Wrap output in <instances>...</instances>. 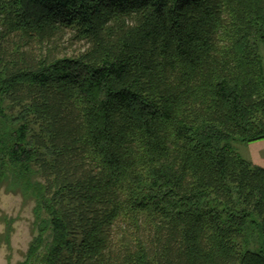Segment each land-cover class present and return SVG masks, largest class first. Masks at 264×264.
Segmentation results:
<instances>
[{"label":"trees","instance_id":"1","mask_svg":"<svg viewBox=\"0 0 264 264\" xmlns=\"http://www.w3.org/2000/svg\"><path fill=\"white\" fill-rule=\"evenodd\" d=\"M263 51L264 0H0L23 264H264V167L230 144L264 139Z\"/></svg>","mask_w":264,"mask_h":264},{"label":"rangeland","instance_id":"2","mask_svg":"<svg viewBox=\"0 0 264 264\" xmlns=\"http://www.w3.org/2000/svg\"><path fill=\"white\" fill-rule=\"evenodd\" d=\"M68 44L70 43L67 42ZM78 47L79 44L74 42L71 48ZM230 144L253 165L264 167V139L248 142L236 138ZM34 205L35 201L23 194H15L6 188L0 191V264H23L26 260L31 242L37 234L34 226ZM4 217L12 226L9 237L5 236L7 225Z\"/></svg>","mask_w":264,"mask_h":264}]
</instances>
